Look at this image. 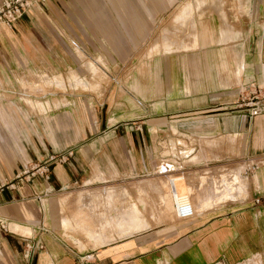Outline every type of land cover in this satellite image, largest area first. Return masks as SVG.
Masks as SVG:
<instances>
[{"label":"crops","instance_id":"obj_1","mask_svg":"<svg viewBox=\"0 0 264 264\" xmlns=\"http://www.w3.org/2000/svg\"><path fill=\"white\" fill-rule=\"evenodd\" d=\"M216 1L49 0L0 27V264H264V0ZM67 84L103 92L83 95L101 129L79 145L50 114L38 134L51 93L19 98ZM257 91L256 113L232 111ZM170 181L192 219L169 220Z\"/></svg>","mask_w":264,"mask_h":264},{"label":"rangeland","instance_id":"obj_2","mask_svg":"<svg viewBox=\"0 0 264 264\" xmlns=\"http://www.w3.org/2000/svg\"><path fill=\"white\" fill-rule=\"evenodd\" d=\"M194 1L197 3V0H194ZM219 2L220 1L218 0L215 3L219 4ZM200 8L201 7H197V10ZM219 8H220V6L217 7V10H214V9L213 10L218 13ZM200 14H201V12H200ZM200 14L198 11H197V13L195 12L196 17L200 16ZM185 29H188V28L186 27ZM191 29L196 30V25L194 27H192ZM191 38H192L193 42H192L190 48L198 47L199 45L197 44V41H196L197 38L194 35H192ZM177 45L178 44L176 43V46ZM186 46L187 45L185 44L183 49L189 48L188 46L187 47ZM175 50L177 51V49H175ZM180 50H182V49H180ZM91 71H92L93 76H91V80H88V81H90V82L95 81V82L106 83V84L111 82L110 78H108V76L105 74H100V75L96 76V74L99 73L98 69L94 68ZM41 78H42L41 75L35 76V78L33 80L31 79L30 81L36 82V84L39 85V84H41V81H42ZM124 78H128V76H126V77H124L122 75L116 76L115 81L117 83H124ZM67 88L68 89H65L64 85H63V88L56 87L55 85H51V86H44L43 85L42 91L26 90V91L19 92V98L20 97H29L32 100L31 103H36V102L44 103L45 101L48 100V99L45 100V96L47 94L51 93L52 94V100L50 101V103L48 101L47 105L44 104L45 109L40 104H37V107L33 109V108H31V103H29V105H27V103H26V106H30V109H33L35 111V115H36L35 118L37 119V122H39V123H37L38 134L41 133L43 135V133H44L42 130L43 126H44L43 117L47 116V115L49 116V114H50L51 119H52L51 124H52L54 141L60 142L61 140H63L65 138V136H67V140L69 143L73 142V145H79V144L84 143L86 141L85 139H83L85 133H87L88 138H89L90 133L94 132L95 130L97 132V130L101 129L99 127L97 128L96 125L94 124V118L96 116L95 111H96L97 106L90 105L91 102L86 100L83 97V95L97 94V92H99V95H100L99 102H101L102 101L101 98H103V96H102L103 92L94 91V90H92V91L88 90L87 91L86 89H84L85 90L84 91V90H82L83 88L79 91H76V90L72 89L73 87H70V84H67ZM252 93H245L243 97H240V98H242V101H239L241 105H239V106L237 105V107L234 108L232 111L249 112V110H251V108L247 104L251 103L252 98H254L256 96L259 98V92L258 91H257L256 95H252ZM60 95H62L61 97L63 100L59 99ZM64 96H67V98L65 99ZM41 108H42V110H40ZM129 109L130 108H128V110ZM230 111L231 110H228V112H230ZM224 112H226V111H224ZM132 116L133 115L129 114L128 117L130 118ZM55 119L56 120L62 119V120H60L61 124L63 126L62 131H60L58 129V127L55 125V122H54ZM130 125L132 126L135 124H130ZM168 130H172V128L168 126ZM78 131L83 132V138H79L76 135ZM177 141L178 142L180 141L183 146H186L187 142H189V141H190L191 145H193L194 143H198V144L202 143L201 140H193V139H191V140H186V139L176 140V139H174L173 140V139L169 138V143H170L169 147H175V143ZM168 163H171V161ZM247 166H248L247 163L243 164L242 175L245 178L248 174L246 172ZM175 177H177V176H175ZM166 180L167 179H165V181ZM180 183L183 185L184 180H181ZM164 189H165L166 193H169V191L171 190L169 185L164 186ZM180 190L182 191V195H189L186 190H184V189H180ZM240 190L241 191L245 190V185L244 186L241 185ZM171 196H172V192H171ZM171 200H173V197L171 198ZM171 209L172 210H171L169 220L178 222V220L174 216L173 208H171ZM132 229H134V228H132ZM100 237L101 236H99V240L101 241ZM105 239L108 240V238H106V237H105Z\"/></svg>","mask_w":264,"mask_h":264},{"label":"built area","instance_id":"obj_3","mask_svg":"<svg viewBox=\"0 0 264 264\" xmlns=\"http://www.w3.org/2000/svg\"><path fill=\"white\" fill-rule=\"evenodd\" d=\"M49 0H0V27L3 28H11L13 24L30 8L37 7L39 5H44ZM257 92H253L252 95H256ZM241 105V104H240ZM250 106L251 110H249L250 114L256 113L260 108L263 107L261 100L256 96L252 98L251 103L247 104ZM57 157H51L50 160H54ZM64 156H59L57 160L59 162L64 160ZM258 164L251 162L248 164L246 172H253L257 169ZM37 175L43 177L44 180L49 179V169L46 163L39 167H35L32 170L31 175ZM255 205H263L264 204V195L256 198L254 200ZM173 211L176 219L185 221L190 220L195 216V210L191 204L190 198L187 195L178 196L174 195L173 197ZM0 230L7 232L8 226L7 224L0 220ZM39 248H42L39 246ZM87 264H97L95 259H93L92 255H87L84 257Z\"/></svg>","mask_w":264,"mask_h":264},{"label":"bare ground","instance_id":"obj_4","mask_svg":"<svg viewBox=\"0 0 264 264\" xmlns=\"http://www.w3.org/2000/svg\"><path fill=\"white\" fill-rule=\"evenodd\" d=\"M170 185H171V189H172V194H173V197H174V195H177L176 194V189L174 188V185H173V183H171V181H170ZM178 196H184V195H178ZM187 196H189V195H187ZM189 198H190V196H189ZM190 201H191V198H190ZM191 204H192V206H193V203L191 202ZM193 208H194V206H193ZM194 210H195V208H194ZM196 211V210H195ZM21 228V227H20Z\"/></svg>","mask_w":264,"mask_h":264}]
</instances>
